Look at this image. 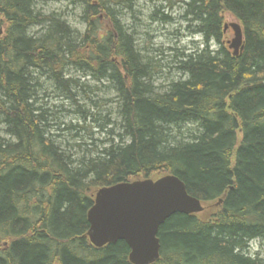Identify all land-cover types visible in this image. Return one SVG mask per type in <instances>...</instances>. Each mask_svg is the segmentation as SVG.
Returning a JSON list of instances; mask_svg holds the SVG:
<instances>
[{"label":"trees","instance_id":"trees-1","mask_svg":"<svg viewBox=\"0 0 264 264\" xmlns=\"http://www.w3.org/2000/svg\"><path fill=\"white\" fill-rule=\"evenodd\" d=\"M41 1L0 0V264H131L124 242L91 245L88 212L97 191L164 174L217 209L167 220L155 264H264L251 254L264 241V0H160L150 19L178 14L203 47L164 86L122 20L140 0H65L82 33ZM224 13L244 31L238 57ZM88 80L111 98H90ZM66 103L75 124L55 110Z\"/></svg>","mask_w":264,"mask_h":264},{"label":"water","instance_id":"water-1","mask_svg":"<svg viewBox=\"0 0 264 264\" xmlns=\"http://www.w3.org/2000/svg\"><path fill=\"white\" fill-rule=\"evenodd\" d=\"M229 29L234 33L229 49L238 57L244 49V32L238 23L225 25L224 32ZM204 210L174 175L121 183L96 192L87 216V237L97 249L124 242L131 264H155L161 256L159 231L166 221L176 214L199 215Z\"/></svg>","mask_w":264,"mask_h":264},{"label":"rangeland","instance_id":"rangeland-1","mask_svg":"<svg viewBox=\"0 0 264 264\" xmlns=\"http://www.w3.org/2000/svg\"><path fill=\"white\" fill-rule=\"evenodd\" d=\"M159 4H161L160 0H140L134 6L133 13L131 12V15H127V12L124 11L122 20H125L126 24H133V26H135L136 32L140 36L138 38L140 43L139 46L140 48H143L145 50L144 55L148 56V58L154 59L155 62H161V65L164 68H162L161 73H158V71H156L157 73L154 75V77L157 86H164L168 84L169 81L179 78V76L175 75L174 69V61L176 60V58L180 57L181 54H190L196 48L203 49V47L201 46L202 39L199 36L192 37L186 32V27L188 24L187 22H182L181 20H179L178 14L174 13L171 15V13L169 12V16L173 18L171 22L165 23L162 20H159L160 17H158V20H155L156 22L152 21L150 19V16L153 14L155 8H157L156 6H158ZM40 8H43L42 10L45 14H52L54 16H57V18L61 19L62 21L67 22L72 29L78 30L81 33L84 32L85 27L82 22L83 11L80 8H77L76 5H73L72 3L65 0H42ZM164 14L166 15L168 14V12ZM132 17L135 20H133ZM223 17L224 26L232 23L241 24L236 18H234V16L229 13H224ZM3 32L4 31L1 30V33ZM233 38V32L231 30L226 31L224 43L228 46V43L232 41ZM212 49L216 50L217 47L215 45H212ZM87 86H89L88 91H91L89 94L90 98L94 97V94L99 95L98 98L102 100L111 98V96L107 97L102 92L98 94L96 92L95 84L90 83L89 80ZM47 93L51 96L49 98V101L52 102L51 105H54L56 103V98H54V95H52L51 93ZM82 95L83 94L81 93L78 94L77 100H80ZM79 105L83 104L79 103ZM69 106L70 104L66 103L65 106H63L62 110L60 109V107H57L59 109L55 110L58 112H63L62 114H60L62 117L71 116L72 113L76 114L72 116V118L66 117L65 119V122H72L73 124H75L78 122L76 118L79 114V109H76V107L74 108V106ZM86 109H88V107H86ZM88 130V135L90 132V134L93 135L94 140L102 141L106 137L105 133H98L97 129L88 128ZM164 175H155L151 179H159ZM203 206L205 210L198 216L201 220L208 221L211 219L214 212H216L217 203H205L203 204ZM251 254L252 256H257L260 259L264 260V241L252 243Z\"/></svg>","mask_w":264,"mask_h":264}]
</instances>
